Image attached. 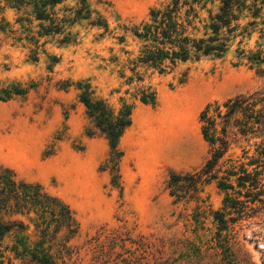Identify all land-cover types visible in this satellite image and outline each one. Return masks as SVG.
<instances>
[{
    "label": "rangeland",
    "instance_id": "rangeland-1",
    "mask_svg": "<svg viewBox=\"0 0 264 264\" xmlns=\"http://www.w3.org/2000/svg\"><path fill=\"white\" fill-rule=\"evenodd\" d=\"M88 1L105 18L107 33L78 26L74 43L48 41L35 60L30 58L32 46L0 31V97L9 95L0 99V163L69 205L78 223L71 245L83 246L80 253H87V260L91 253L84 247L102 227L126 233L137 243L142 237L145 258L139 260L141 249L135 244L116 250L130 253L137 248L133 256L141 264H154L155 257L175 264H227L215 249L212 217L213 211L222 209L226 192L211 179L199 185L195 199L174 202L166 183L171 173L199 170L208 157L200 120L205 106L211 104L208 113L216 117V107L222 112L227 98L255 90L264 93V72L238 56L233 45L221 58L179 63L165 73L140 68L141 80L127 82L131 76L127 61L139 46L133 27L168 0ZM216 5L217 1L212 8ZM0 17L15 26L14 9L5 6ZM256 42L264 46V38L254 32L246 48ZM79 81L89 83L114 109L122 101L133 102L131 123L118 143L123 153L118 164L120 187L112 183L105 167L107 141L92 129L78 100ZM148 86L156 93L153 105L134 97ZM254 142L247 137L230 143L213 170L219 169L217 177L230 163L246 162L242 149L251 157ZM253 212L248 210L251 216L233 226L235 264H264V211ZM12 243V234L7 235L1 248ZM8 257L12 255L5 252L0 264H22L18 259L9 263Z\"/></svg>",
    "mask_w": 264,
    "mask_h": 264
},
{
    "label": "trees",
    "instance_id": "trees-1",
    "mask_svg": "<svg viewBox=\"0 0 264 264\" xmlns=\"http://www.w3.org/2000/svg\"><path fill=\"white\" fill-rule=\"evenodd\" d=\"M215 1L217 5L212 8ZM5 6L16 11V27L0 17V31L11 33L14 41L32 46V60L48 41L58 45L74 43L78 26L96 27L102 29L101 33L108 31L105 18L88 0H0V14ZM254 32L258 39L264 38V0H168L150 9L147 18L133 27L132 35L139 46L137 54L127 61L131 76L126 80H141L140 68L165 73L179 63L203 57L221 58L233 45L238 56L264 72V67H260L264 64V46L256 42L253 48H246ZM77 88L78 100L92 129L107 141L105 167L112 174V183L119 186L118 164L123 153L118 143L131 123L133 102L122 101L114 109L95 94L89 83L79 81ZM7 97L4 94L0 99ZM134 97L153 105L156 93L148 86L138 89ZM222 107V112L216 107V117L208 113L211 104L200 113L201 134L209 145L204 164L197 171L171 173L166 187L177 202L195 199L203 181L216 179L217 188L226 193L222 209L212 212L215 249L220 252L221 261L235 264L234 224L242 217H250L248 210L264 211V93L255 90L236 94L227 98ZM247 137L255 139L254 154L248 157L247 150L242 149V157L248 160L238 165L230 163L218 178L219 169L213 170L230 143ZM227 162H231L230 158ZM248 166L252 169L248 170ZM100 229L84 247L91 253L87 260V253H80L83 246L71 245L78 233V223L69 205L39 183L19 178L12 168L0 163V257L8 252L12 255L8 257L9 263L18 259L22 264H141L133 256L137 248L130 253L129 249L123 253L116 251L124 249L127 243L141 249L139 260L148 255L142 237L137 243L126 233ZM11 234L13 243L1 248L4 237ZM154 260V264H175L167 259L159 261V257Z\"/></svg>",
    "mask_w": 264,
    "mask_h": 264
}]
</instances>
